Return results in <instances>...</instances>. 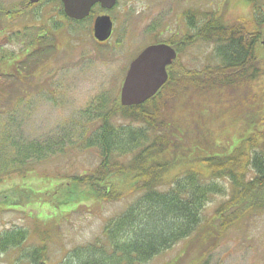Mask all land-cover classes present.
<instances>
[{"label":"rangeland","instance_id":"obj_1","mask_svg":"<svg viewBox=\"0 0 264 264\" xmlns=\"http://www.w3.org/2000/svg\"><path fill=\"white\" fill-rule=\"evenodd\" d=\"M18 3L26 2L0 0V7L8 11ZM52 6L55 10L50 13ZM37 7L18 20L4 12L0 14V25L5 26L0 30L3 51L17 53L23 47L20 42L23 36L15 35V41L9 42L8 33H39L44 37V29L52 30L53 21L61 20L54 3L44 7L54 20L47 16L41 22L32 20L31 11ZM98 10L96 16L103 12ZM222 10L229 22L250 18L253 13L246 0H118L115 8L107 13L114 17L115 27L106 44L94 39L92 29L96 16L73 26L62 20V27L53 30L54 36L48 33L47 41H41L49 47L54 40L53 48L40 53L43 59L49 52L52 55L46 59V67L35 70L27 80L21 79L23 91L14 78L1 77L0 208L3 211H0V233L10 228L29 231L31 237L23 246L24 253H28L36 238L41 240L38 231L49 230L48 264H60L73 249L87 246L102 235L106 223L122 213L138 195L132 193L118 202L107 203L89 194L85 185L64 182L65 175L90 170L100 157L96 148L79 145L95 123L85 111L91 110L99 100H112L120 95L127 67L145 45L157 39L167 41L174 33H191L187 17L193 12L216 11L221 15ZM215 46L198 41L184 52L181 61L191 68L215 63ZM8 63L5 59L0 68L2 72L9 69ZM181 96L176 105L183 108L205 106L201 114L197 113L196 121L190 111L182 116L189 141L196 145L191 147L188 158L208 153L203 147L196 148L203 136L219 150L224 149L218 150L220 154L231 153L248 132L258 129L264 141V71L248 88L231 87L202 96L187 92ZM30 146L39 147L40 152L30 150ZM188 158L174 166L177 168L167 174L166 185L160 190L169 188L168 181L174 174L195 165ZM121 185L123 189L131 188L128 180H121ZM227 190L226 196L210 198L196 233L142 264H264V210L246 212L240 221L228 230H221L219 235V229L236 211L231 208L217 214L229 198L230 187ZM6 194L10 199L2 200ZM65 197H69V204H61ZM49 201L59 207H50ZM17 252L9 249L7 253H0V264H13L15 259L17 264H30L19 261Z\"/></svg>","mask_w":264,"mask_h":264},{"label":"trees","instance_id":"obj_2","mask_svg":"<svg viewBox=\"0 0 264 264\" xmlns=\"http://www.w3.org/2000/svg\"><path fill=\"white\" fill-rule=\"evenodd\" d=\"M28 1L18 3L8 11L0 7V14L4 12L6 16L18 20L20 16L35 9ZM246 1L253 8L252 17H241L236 22L227 20L224 9L221 15L216 11L204 14L193 12L192 16L187 17L192 32L182 35L174 33L167 40L177 47L179 55L170 67L168 81L153 97L132 106L121 105L120 95L112 100L104 98L92 105L91 110L85 111L95 123L79 145L86 149L96 148L100 157L90 170L65 175L64 182L68 185L70 182L85 185L90 190L89 194L107 203L118 202L132 193L138 196L122 213L106 223L101 236L87 246L73 249L60 264L146 263L175 243L196 233L210 198L226 196L227 186L228 189L230 187L229 198L221 204L217 214L225 213L231 208L236 211L217 230L218 233L235 225L246 212L264 210L263 133L258 132L259 129L248 132L239 147L229 154H220L217 146L204 140L203 136L197 141L196 148L203 147L208 153L200 154L199 157L191 155L192 160L188 157L191 147L195 148L196 145L189 141L190 135L183 128L182 116L190 111L193 121H196L197 115L202 113L200 110L205 106L185 105L183 108L182 105H176L180 102L181 95L187 92L202 96L231 87L248 88L249 84L263 75L264 0ZM52 3L61 20L53 21L52 30L46 27L43 32L45 36L48 33L52 35L53 30L61 28L62 20L70 26L84 22L70 19L60 0H48L39 5L36 11H31L32 20L41 22L46 16L54 20L53 15L44 11V7ZM53 10L52 6L50 13ZM39 25L44 26L45 23ZM4 27L0 25V30ZM23 34L25 33H8L9 42L15 41V35L24 37L20 40L23 47L19 52L3 51L0 48V68L5 59L9 60V69L4 72L0 70V88L1 77L9 76L19 83L20 90L23 91L21 79L27 80L35 70L41 66L46 67V59L52 56L49 52L43 59L40 58V53L53 48L54 40L48 47L41 42L47 37L39 33ZM201 40L216 45V62L206 63L202 68H191L181 61V54ZM30 150L40 152L39 147L30 146ZM186 157L195 165H189L184 172L174 174L168 181L169 188L160 190L166 185L167 174L177 168L174 166ZM121 180H128L131 188L123 189ZM72 190L68 189L69 192ZM9 199L7 194L2 197V200ZM52 202L49 201L50 207H59ZM61 204H69V197H65ZM241 211L244 214H240ZM44 230L38 231L41 240L36 238L38 243L35 242L31 246L32 251L29 250L28 253H24L23 246L31 237L29 231L10 228L0 233V253L14 249L18 251L16 256L19 261L48 264V241L51 235L48 234L49 230ZM212 248L214 249V245ZM13 264H17L16 259Z\"/></svg>","mask_w":264,"mask_h":264},{"label":"water","instance_id":"obj_3","mask_svg":"<svg viewBox=\"0 0 264 264\" xmlns=\"http://www.w3.org/2000/svg\"><path fill=\"white\" fill-rule=\"evenodd\" d=\"M40 0H30L31 4ZM65 14L74 20H84L90 16L93 7L100 4L105 10L112 9L117 0H60ZM113 32V21L107 14L96 17L93 36L99 42L107 41ZM264 48V38L262 39ZM177 57L176 50L169 45L148 46L130 64L125 76L120 102L123 106L139 105L153 97L167 82V67Z\"/></svg>","mask_w":264,"mask_h":264},{"label":"flooded vegetation","instance_id":"obj_4","mask_svg":"<svg viewBox=\"0 0 264 264\" xmlns=\"http://www.w3.org/2000/svg\"><path fill=\"white\" fill-rule=\"evenodd\" d=\"M46 1H48V0H40L38 3H34V4H31L30 3V0L28 1V3L32 6V7H36V6H39V5H42L43 3H45ZM27 3V4H28ZM117 3H118V0H117ZM96 8L97 9H100V10H98V12L100 11L101 12V6H100V4H96L94 7H93V9H92V18H94L95 16H96V14H97V12H96ZM115 8V7H114ZM113 8V9H114ZM112 9V10H113ZM111 10V11H112ZM108 13V12H107ZM103 14H106L105 12H102V13H100V15H103ZM97 16H99V15H97ZM111 18H112V20H113V27H115L114 26V17L113 16H111ZM172 36V35H171ZM170 36V37H171ZM109 41V40H108ZM168 41H169V39H168ZM107 43V41L106 42H104L103 44H106ZM157 44H165V45H169V46H171L172 48H174L175 50H176V53H177V57L175 58V60L172 62V64L173 63H175L176 61H177V59H178V51H177V47L176 46H173L171 43H168L167 41H160V40H155V41H152V42H150V43H148L147 45H145V47L144 48H142L141 49V51H138L139 53L130 61V63H129V66L127 67L128 69H129V67H130V64H131V62L144 50V49H146L148 46H151V45H157ZM181 58H182V54H181ZM172 64H170L168 67H167V72H168V75H169V70H170V67L172 66ZM128 69H127V71H126V74H127V72H128ZM126 74H125V76H126Z\"/></svg>","mask_w":264,"mask_h":264}]
</instances>
